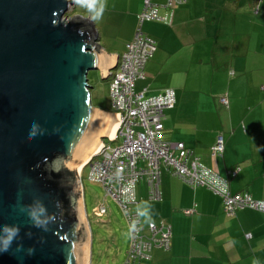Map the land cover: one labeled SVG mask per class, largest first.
Masks as SVG:
<instances>
[{"label":"crops","instance_id":"0c3cea01","mask_svg":"<svg viewBox=\"0 0 264 264\" xmlns=\"http://www.w3.org/2000/svg\"><path fill=\"white\" fill-rule=\"evenodd\" d=\"M102 4V17L91 21L96 13L90 15L88 23L110 59L107 74L133 37L142 0ZM158 15L160 21L141 27L156 49L135 91L152 97L172 90L175 106L164 111L163 139L182 143L205 168L228 178L231 193L264 201V0H186L159 8ZM93 107L112 113L110 122L117 125L114 112ZM219 133L224 151L212 158ZM102 138L101 143L109 136ZM158 187L160 200L148 202L146 183L140 181L136 209L151 213L155 224H167L171 243L168 250L153 249L141 264H264V214H226L217 195L187 186L164 167Z\"/></svg>","mask_w":264,"mask_h":264},{"label":"water","instance_id":"95a60500","mask_svg":"<svg viewBox=\"0 0 264 264\" xmlns=\"http://www.w3.org/2000/svg\"><path fill=\"white\" fill-rule=\"evenodd\" d=\"M74 3L0 0V264H90L76 168L112 113L92 106L87 75L114 68L89 20L65 19Z\"/></svg>","mask_w":264,"mask_h":264},{"label":"built area","instance_id":"2783aa9c","mask_svg":"<svg viewBox=\"0 0 264 264\" xmlns=\"http://www.w3.org/2000/svg\"><path fill=\"white\" fill-rule=\"evenodd\" d=\"M156 1L143 0L133 37L125 44L114 71L106 76L111 106L117 111L116 129L108 140L110 143L120 142L115 147L106 146L102 142L88 162L89 180L101 185L105 195L119 206L128 234L130 226L136 224L137 230L129 234L123 264H141L150 259L149 253L153 249L168 250L170 247V227L164 223H144L136 209V186L140 181L146 183L148 201L160 200L158 186L161 167L187 186L204 188L217 195L226 214L233 215L237 210L244 209L264 214L263 200H254L247 193H231L228 178L205 168L199 158L182 143H171L163 139L164 111L175 106L172 90L166 89L152 97H145L135 91V83L143 79L146 64L156 49L155 42L143 34L142 24L160 21L159 8H172L186 0ZM260 89L264 94V85ZM220 102L227 106L226 99L222 98ZM223 151L224 139L219 133L210 155L212 158H221ZM238 171V168L231 170L230 177ZM102 213L103 207L97 214Z\"/></svg>","mask_w":264,"mask_h":264},{"label":"rangeland","instance_id":"374dc122","mask_svg":"<svg viewBox=\"0 0 264 264\" xmlns=\"http://www.w3.org/2000/svg\"><path fill=\"white\" fill-rule=\"evenodd\" d=\"M103 1L96 0L94 8L90 10L87 3H78L75 0L74 6L69 7L64 17L80 16L83 19H89L90 15L101 11V6L104 7ZM106 29L109 30L108 33L113 32L112 27ZM87 78L88 84L92 87L90 91L92 105L100 106L103 110L117 114V111L111 106L109 82L102 80L98 71H90ZM102 142L106 146L115 147L120 140L110 143L108 139L104 138ZM96 159L94 158V160ZM61 162L62 160L56 162L55 169L59 168ZM88 162L81 168V173L76 170V175L79 182L81 206H83L86 217L84 220L87 219L91 235L90 264H123L129 243L125 219L116 202L105 195L102 186L89 180ZM101 207L104 208V213L98 215L97 212Z\"/></svg>","mask_w":264,"mask_h":264},{"label":"clouds","instance_id":"9594fccd","mask_svg":"<svg viewBox=\"0 0 264 264\" xmlns=\"http://www.w3.org/2000/svg\"><path fill=\"white\" fill-rule=\"evenodd\" d=\"M77 2L78 3H80V2H84V3H87V5H88V8L91 10V9H93L94 8V5H95V3H96V0H77ZM102 17V11H98V12H96V14L94 15V16H92L91 18H90V20L91 21H96V20H98V19H100ZM81 35L83 34V33H80ZM35 127H37V125H33L32 126V128H31V130H30V133H29V139H32L33 138V131H32V129H34ZM117 175H119V170H118V172H117ZM141 216H144V217H146V220H145V223L146 224H149V225H151V223H152V214L151 213H149V212H147V211H142V212H140L139 213ZM35 227H45V225L44 226H41V225H34ZM137 230V227H136V224L135 223H133L131 226H130V228H129V234H132V233H134L135 231ZM11 238H9V239H7V240H0V252H8L9 251V249H10V246H11ZM19 250V249H18ZM31 251V250H30Z\"/></svg>","mask_w":264,"mask_h":264},{"label":"bare ground","instance_id":"6f19581e","mask_svg":"<svg viewBox=\"0 0 264 264\" xmlns=\"http://www.w3.org/2000/svg\"><path fill=\"white\" fill-rule=\"evenodd\" d=\"M115 129H116V123L110 122L105 132V135L112 137L114 135ZM100 145L101 144H99L83 161L79 163V165L76 168L77 172H79L81 168L90 160V158L95 154V152L100 147Z\"/></svg>","mask_w":264,"mask_h":264},{"label":"trees","instance_id":"16d2710c","mask_svg":"<svg viewBox=\"0 0 264 264\" xmlns=\"http://www.w3.org/2000/svg\"><path fill=\"white\" fill-rule=\"evenodd\" d=\"M142 4H143V0H142ZM142 9V8H141ZM141 12V11H140ZM69 18V17H68ZM66 174H67V176H68V178L70 179V180H73L74 179V177H73V174L71 173V172H69V171H66L65 172ZM244 210H249V209H244ZM252 211V210H251ZM171 243V242H170ZM150 260V259H149ZM149 260H147V261H143V262H141V263H146V262H148Z\"/></svg>","mask_w":264,"mask_h":264}]
</instances>
